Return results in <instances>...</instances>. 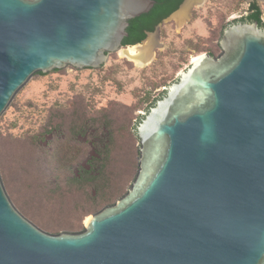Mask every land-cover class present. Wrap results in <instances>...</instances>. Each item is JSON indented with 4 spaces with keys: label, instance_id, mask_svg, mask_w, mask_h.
I'll list each match as a JSON object with an SVG mask.
<instances>
[{
    "label": "water",
    "instance_id": "water-1",
    "mask_svg": "<svg viewBox=\"0 0 264 264\" xmlns=\"http://www.w3.org/2000/svg\"><path fill=\"white\" fill-rule=\"evenodd\" d=\"M156 2L0 0V118L34 74L103 66ZM219 45L143 113L133 182L83 230L36 225L0 173V264H264V27Z\"/></svg>",
    "mask_w": 264,
    "mask_h": 264
},
{
    "label": "rangeland",
    "instance_id": "rangeland-1",
    "mask_svg": "<svg viewBox=\"0 0 264 264\" xmlns=\"http://www.w3.org/2000/svg\"><path fill=\"white\" fill-rule=\"evenodd\" d=\"M201 1L183 24L176 20V12L141 42L151 35L158 41L154 58L145 66L121 56L119 50L99 68L68 66L36 73L18 92L15 106L0 118V173L11 200L28 219L51 233L78 232L82 229L76 226L85 225L94 213L84 217L89 210L84 189L63 191V185L44 180L41 171L35 177L43 185L37 186L25 172L31 162L40 169L44 166L41 150L32 141L34 134L52 123L70 125L80 114L110 116L118 138L111 170L114 187L123 195L138 171L140 140L134 126L137 115L146 112V95L150 92L153 98L166 90L207 49L220 54L224 25L246 14L250 2H258L264 20V0ZM72 225L75 229L69 228Z\"/></svg>",
    "mask_w": 264,
    "mask_h": 264
},
{
    "label": "trees",
    "instance_id": "trees-1",
    "mask_svg": "<svg viewBox=\"0 0 264 264\" xmlns=\"http://www.w3.org/2000/svg\"><path fill=\"white\" fill-rule=\"evenodd\" d=\"M156 1L149 12L130 20L127 28L129 34L124 38L123 46L141 43L146 39L147 33L154 31L157 25L177 10L184 0ZM247 10L246 14L225 24L222 33L230 24L238 21H258L260 26L264 27L263 11L258 2H250ZM207 51L214 54L210 49ZM165 95L166 90H163L159 95L151 98L149 92L144 99L147 103L146 112H149L150 108ZM16 101L15 97L9 108L15 106ZM6 112L2 116H5ZM144 116L145 114H138L136 117L137 122L134 126L136 133ZM116 133L114 119L105 114H80L70 125L52 123L32 136L33 143L41 150V161L44 162V166L40 169L35 166V162L33 164L31 162V168L25 172L33 176L37 186L43 185L41 179L35 177L41 171L44 180L63 185V191L70 187L84 189L85 201L89 204V210L84 217L92 211L97 212L104 206L114 203L122 195L120 187H114V174L111 170L118 144ZM79 225L76 227L83 230L84 225L82 223Z\"/></svg>",
    "mask_w": 264,
    "mask_h": 264
},
{
    "label": "bare ground",
    "instance_id": "bare-ground-1",
    "mask_svg": "<svg viewBox=\"0 0 264 264\" xmlns=\"http://www.w3.org/2000/svg\"><path fill=\"white\" fill-rule=\"evenodd\" d=\"M201 0H187L185 4L175 14L178 23L183 24L188 18L193 5L195 3H201ZM158 46L157 39L151 35L144 43L128 46L120 50V54L123 57H127L139 66H145L149 64L155 56V48ZM198 56L194 57L193 61ZM88 219V218H87ZM87 221V220H86Z\"/></svg>",
    "mask_w": 264,
    "mask_h": 264
}]
</instances>
